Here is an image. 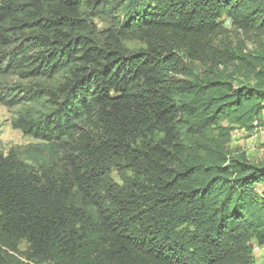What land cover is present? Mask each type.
<instances>
[{"label": "trees", "instance_id": "obj_1", "mask_svg": "<svg viewBox=\"0 0 264 264\" xmlns=\"http://www.w3.org/2000/svg\"><path fill=\"white\" fill-rule=\"evenodd\" d=\"M0 102V264H256L264 0H0Z\"/></svg>", "mask_w": 264, "mask_h": 264}, {"label": "rangeland", "instance_id": "obj_2", "mask_svg": "<svg viewBox=\"0 0 264 264\" xmlns=\"http://www.w3.org/2000/svg\"><path fill=\"white\" fill-rule=\"evenodd\" d=\"M93 22L99 27L105 26L104 21L100 19H93ZM225 25L230 26L229 22L226 21ZM236 34L232 32L234 37ZM238 38H241L238 36ZM126 45L129 48H139L141 44L134 41H127ZM247 48L251 49V45L247 44ZM10 81H16L15 77H10ZM22 110L21 105H6L0 102V151L3 154H6L8 151L12 150L20 158L33 162L32 156L37 153V149L33 146L38 144V141L33 137L26 135L20 129L15 128L13 123L18 118ZM249 133L243 129H235L232 131L231 140L229 142L230 151L234 154L243 153L250 162H264V111L262 114V122L259 124L257 130L253 129L251 134H258L257 137L253 140L249 138ZM39 156L38 161L43 162L44 159H47L46 154L42 151L38 152ZM114 180L120 182L119 176L113 174ZM264 188V184H260L259 189ZM25 249L24 243L20 245V260L22 264H32L28 263L23 256V251ZM261 257H264V247L260 252V255L256 257L257 264H264V261L261 260ZM37 264V263H34Z\"/></svg>", "mask_w": 264, "mask_h": 264}, {"label": "built area", "instance_id": "obj_3", "mask_svg": "<svg viewBox=\"0 0 264 264\" xmlns=\"http://www.w3.org/2000/svg\"><path fill=\"white\" fill-rule=\"evenodd\" d=\"M248 135H249V138H250L251 140H253V139H255V138L257 137L258 134H248ZM263 247H264V245H262V246L254 245V246H253V249H252V254H253V256H254V257L259 256L261 250L263 249ZM261 260L264 261V257H261ZM28 263H31V262H28ZM32 264H34V263H32Z\"/></svg>", "mask_w": 264, "mask_h": 264}, {"label": "clouds", "instance_id": "obj_4", "mask_svg": "<svg viewBox=\"0 0 264 264\" xmlns=\"http://www.w3.org/2000/svg\"><path fill=\"white\" fill-rule=\"evenodd\" d=\"M254 257V256H253ZM255 263L257 262L256 257H254ZM257 264V263H256Z\"/></svg>", "mask_w": 264, "mask_h": 264}]
</instances>
